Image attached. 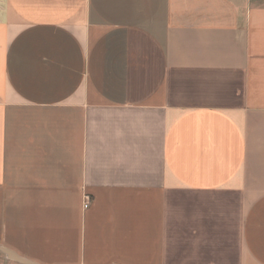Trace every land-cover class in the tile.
<instances>
[{
    "label": "crops",
    "instance_id": "obj_1",
    "mask_svg": "<svg viewBox=\"0 0 264 264\" xmlns=\"http://www.w3.org/2000/svg\"><path fill=\"white\" fill-rule=\"evenodd\" d=\"M1 248L264 264V0H0Z\"/></svg>",
    "mask_w": 264,
    "mask_h": 264
},
{
    "label": "water",
    "instance_id": "obj_2",
    "mask_svg": "<svg viewBox=\"0 0 264 264\" xmlns=\"http://www.w3.org/2000/svg\"><path fill=\"white\" fill-rule=\"evenodd\" d=\"M1 251H2L4 254H6L7 257H8L9 259L15 260V261H17V262H20V263H23V264H36V263H34V262H31V261L25 260V259H23V258H21V257H19V256H17V255H15V254H13L12 252H10V251L4 249V248H1Z\"/></svg>",
    "mask_w": 264,
    "mask_h": 264
},
{
    "label": "built area",
    "instance_id": "obj_3",
    "mask_svg": "<svg viewBox=\"0 0 264 264\" xmlns=\"http://www.w3.org/2000/svg\"><path fill=\"white\" fill-rule=\"evenodd\" d=\"M85 205H87V204H85Z\"/></svg>",
    "mask_w": 264,
    "mask_h": 264
}]
</instances>
